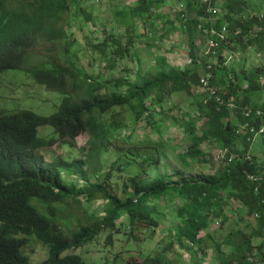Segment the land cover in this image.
<instances>
[{
  "label": "trees",
  "instance_id": "1",
  "mask_svg": "<svg viewBox=\"0 0 264 264\" xmlns=\"http://www.w3.org/2000/svg\"><path fill=\"white\" fill-rule=\"evenodd\" d=\"M84 1L0 0V81L6 71L22 70L37 83L63 94L61 103L49 115L29 108H18L11 113L0 109V264H30L31 258L23 249L32 236L49 250V257L40 264H88L80 254L69 253V250L93 241L103 229H118L123 215L131 228L130 235L134 234L133 230L158 227L166 220L172 225L170 240H162L160 250L141 256V260H136V253L127 264H179L181 254L176 247L186 250L194 259L206 251L208 239L201 232L209 227L211 219L227 217L225 207L230 200L244 207L246 215L253 219L243 220L222 239L215 240L218 264H264V162L259 163L250 151L255 137L262 133L256 134L245 124L249 120L245 117L246 107L253 109L254 124L264 121V117L255 113L264 109V104L249 106L252 96L264 93L261 71L255 68L248 72L244 76L248 84L244 87L242 78L239 80L237 76L219 78L217 67L208 59L216 56L224 63L227 59L224 52L232 43L239 42L247 48L258 46L260 40L264 42V19L251 12L242 15L246 0H228L220 16L213 11L215 0H200L194 17L177 15L181 26L184 23L183 27L188 28L189 33L205 34L207 39L206 31L213 27L220 31L227 23L228 31L215 49V55L204 52L200 55L194 44L189 45L187 51L193 65L202 68H198L199 73L190 68L170 67L165 56L154 54L159 66L153 75L138 72L134 82L128 76L99 82L75 64L72 51V45L78 42L73 19L93 20ZM134 1L131 8L126 6L116 11L115 24L124 28L122 34L112 31V27H104L95 35L99 42L93 43L92 47L102 51L103 73L128 72V60L133 59L136 51L139 21L146 24L145 39L154 40L152 36L156 30L149 24L154 18L164 16L155 14V9L166 0ZM186 3L193 5L188 0ZM166 21L175 25L173 19ZM136 59H139L137 52ZM200 73L210 74V86L216 87L220 96L226 102H233L234 107L210 99L201 83ZM110 83L116 87L125 86V91H111ZM197 86L204 92L197 102L199 112L205 116L200 118L201 127H198V120L189 121L183 127L189 137L187 150L178 152L176 157L186 169L195 162L207 164L209 158L203 149L204 142L227 148L229 155L236 154L233 160L223 162L217 172L205 180L177 183L158 173L151 177L160 161L147 157L139 161L140 171L129 178L133 193L121 202L107 188L105 180L111 177L110 173L95 184H87L86 189H72L62 175L69 162L62 157L47 161L41 152L44 147L59 141H74L86 134L87 144L82 149L88 157L98 158L104 145L114 137L117 124L121 123L117 108L123 106L129 107L136 119L146 120L161 133L164 112L157 110L155 102H164L171 89L184 90L195 96L192 93ZM44 126L53 127L57 136L48 139L40 135L39 129ZM159 137L152 146L160 153L174 149L162 139V134ZM145 173L150 179H143ZM97 197L110 201L105 214L91 213L77 229L67 233L59 221L69 215L56 204L81 205L83 201ZM178 198L184 201L176 202ZM38 203L45 206L47 213Z\"/></svg>",
  "mask_w": 264,
  "mask_h": 264
},
{
  "label": "rangeland",
  "instance_id": "2",
  "mask_svg": "<svg viewBox=\"0 0 264 264\" xmlns=\"http://www.w3.org/2000/svg\"><path fill=\"white\" fill-rule=\"evenodd\" d=\"M193 4L187 5V0H166L160 7L154 8L155 14H164L162 18H154L152 24L155 33L152 36L154 40L145 39L144 31L146 24L137 25L138 38L135 44L136 51L133 59L129 58L128 72L105 71L103 73L104 57L101 50L94 49L93 43L99 42L95 38L97 32L104 27H112V31L122 34L124 28L115 24V14L118 9L129 7L135 3L134 0H85L83 4L92 12V22H84L80 19H73V29L78 42L72 45V51L75 54V64H77L84 73L93 80L103 82L108 78H119L128 76L132 82L136 80L138 72L153 75L157 71V60L154 54L165 56L170 67L180 70L192 69L199 73L197 64L190 62L187 49L190 44L197 47L201 55L207 48V38L205 34L192 35L188 28L181 26V21L177 15L187 18L194 17L197 12V5L200 0H188ZM204 1V0H202ZM228 0H215V11L220 16L221 10L225 8ZM247 4L242 15L258 14L260 19H264V0H246ZM154 10V11H155ZM173 19L175 25L166 19ZM151 37V36H150ZM193 48V47H192ZM136 52L139 59H136ZM226 61L222 63L215 56L209 58L212 64L219 71V78L225 79L237 76L242 78L244 87L247 86L245 75L255 68L261 71L260 81L264 84V42L259 41L258 46H249L244 48L239 42L232 43L224 52ZM77 55V56H76ZM199 68V69H198ZM202 72V71H200ZM203 73H200V77ZM108 87L118 92H124L125 86L116 87L110 83ZM220 87V86H217ZM264 90V89H263ZM195 96H190L184 90H169V95L164 102H155L158 111L164 112V126L159 133L153 125H149L146 120L136 119L133 111L127 107L117 108L121 123L117 124V129L112 131L114 137L111 142L106 143L97 158L88 157L82 147H86L88 135L81 134L74 141H59L55 145L47 146L41 149L47 161L56 160L62 157L69 162V167L62 170L64 182L72 189L85 188L87 184H95L101 181L106 174L111 175L107 178L106 184L108 190L121 202L133 193V187L130 176L140 171L139 161L144 158H158L160 164L154 169L151 177L156 173L166 177L170 182L181 183L185 180L201 181L209 176H213L223 162L229 160L227 156L223 161L215 159L220 149L224 147L217 146L213 142H204L203 149L208 154L209 162L201 165L198 162L192 164L190 169L183 167L180 160L176 157L178 152L187 150L188 135L183 127L189 121L198 120V127H201L203 114H201L197 100L202 99V88L194 87ZM200 94V95H199ZM63 94L37 83L29 74L22 70L11 69L1 75L0 81V109L6 113H11L18 108H29L39 114H52L58 104L61 103ZM264 104V93L262 96L255 94L250 98V105L262 106ZM253 106V107H254ZM206 108V106H203ZM254 107V108H259ZM264 107V106H263ZM234 110L230 112L233 113ZM206 114V111H204ZM109 120V115H106ZM178 120V121H177ZM264 123V121H263ZM257 128L260 124L256 125ZM40 135L45 138L56 137L57 134L51 126H44L39 129ZM198 133L201 131L198 129ZM162 134V139L174 148L165 153L153 147ZM244 133L242 134L243 137ZM240 138V144L242 143ZM109 146V147H108ZM251 154L256 157L259 163L264 162V133L258 134L251 145ZM143 179H150V175L145 173ZM83 195L80 196V198ZM35 199H33V202ZM183 202V198L176 199V202ZM42 211L47 213L44 205L38 203ZM60 209L66 210L69 217L59 221L67 233L77 229L83 221L88 219L91 213L99 216L105 214V209L110 205L107 198L97 197L91 201H83L81 205H61L56 204ZM246 209L235 200H230L225 207V216L213 218L209 221L210 225L201 232L202 236L208 239L209 247L197 258H193L186 250L176 249L181 254L179 264H218L214 251L215 240H220L232 228L238 227L240 222L250 221L252 216L246 215ZM222 219L217 223L216 219ZM118 222V229H103L98 236L86 245L69 250V253L80 254L88 264H127L128 259L138 254L136 260H141V256H148L150 252L160 250L162 240H170V231L172 225L168 220L161 222L158 227L133 230L127 224L126 215H123ZM111 233V240L108 239ZM165 242V241H164ZM259 242V240H256ZM187 245H194L192 242H186ZM229 251V248L224 246ZM31 258L30 264H40L49 257V250L40 240L32 236L28 245L23 249Z\"/></svg>",
  "mask_w": 264,
  "mask_h": 264
},
{
  "label": "built area",
  "instance_id": "3",
  "mask_svg": "<svg viewBox=\"0 0 264 264\" xmlns=\"http://www.w3.org/2000/svg\"><path fill=\"white\" fill-rule=\"evenodd\" d=\"M204 1H207V0H204ZM214 9H213V11H215ZM211 10H212V8H211ZM227 31H228V24L227 23H225L223 25L222 30H220V31L216 30L214 27L211 28L209 32L206 31V33L209 35V37L207 39V48L204 50V53L206 55H208V54L215 55V52H216L215 49L218 48L220 41L222 39H225V37L227 35ZM190 62H191V60H190ZM209 78H210V74H207V75L201 76L200 79H201V83L204 85V87L209 92L210 99L214 100L217 104H220V105L227 104L229 107H234L233 102H226L220 96L216 87L210 86ZM245 109H246L245 117L249 119L245 123L246 126L251 127V131H256L257 132L256 134L264 133V123H261L260 127L257 128L256 124H254V122L252 120L251 115L253 113V109L252 108L247 109V107ZM255 113L260 118L264 117V109L256 110ZM253 118L255 119V117H253ZM227 156L229 157V160H233L236 157V154L229 155V150L227 148H223V149H220L219 153H217V155L215 156V159L218 161H223ZM246 158L250 159V156L246 155ZM250 177L252 179L254 178V176H250ZM256 216H259V215L256 214ZM217 223H220V220H218Z\"/></svg>",
  "mask_w": 264,
  "mask_h": 264
},
{
  "label": "clouds",
  "instance_id": "4",
  "mask_svg": "<svg viewBox=\"0 0 264 264\" xmlns=\"http://www.w3.org/2000/svg\"><path fill=\"white\" fill-rule=\"evenodd\" d=\"M259 215V214H258ZM218 220H220V219H216V221H218Z\"/></svg>",
  "mask_w": 264,
  "mask_h": 264
}]
</instances>
